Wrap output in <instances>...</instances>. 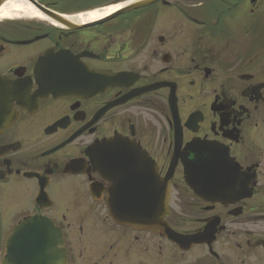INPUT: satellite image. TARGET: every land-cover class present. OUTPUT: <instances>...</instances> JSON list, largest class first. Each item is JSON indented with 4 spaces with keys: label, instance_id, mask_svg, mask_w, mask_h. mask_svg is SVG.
Instances as JSON below:
<instances>
[{
    "label": "flooded vegetation",
    "instance_id": "flooded-vegetation-1",
    "mask_svg": "<svg viewBox=\"0 0 264 264\" xmlns=\"http://www.w3.org/2000/svg\"><path fill=\"white\" fill-rule=\"evenodd\" d=\"M135 1L0 0V264L31 218L59 234L49 264H264V0L119 12ZM190 143L227 152L234 193L250 198L195 197L180 159L166 180ZM101 147L126 190L166 180L165 223L181 242L113 222L118 183L96 172Z\"/></svg>",
    "mask_w": 264,
    "mask_h": 264
},
{
    "label": "water",
    "instance_id": "water-1",
    "mask_svg": "<svg viewBox=\"0 0 264 264\" xmlns=\"http://www.w3.org/2000/svg\"><path fill=\"white\" fill-rule=\"evenodd\" d=\"M153 1L138 0L119 12L135 10ZM51 93H56V90H52ZM103 148L93 152L96 172L104 181L115 180L118 183L113 192L114 197H111L107 207L111 219L118 225L133 230L158 233L175 242L183 240L164 222L168 215L166 180L172 177L178 159L183 165L185 183L195 197L211 203L230 202L231 204L250 198V193L246 195L234 193L239 179L238 167L229 159L227 152L219 148L190 143L185 147L184 152L180 153L177 145L166 180L160 181L159 188H154L150 192L145 190L141 192L136 188L126 190L124 186H121L125 175L127 176V170L124 167L109 168V161ZM190 155H192L191 160L188 159ZM140 173L137 176H140L142 180L152 184L158 183L153 170L145 169ZM210 229L211 231L207 229L202 237H205L208 232L213 235V226ZM59 244V234L48 220L31 218L15 228L11 237L6 240V254L2 264H49L53 259L58 258L56 247Z\"/></svg>",
    "mask_w": 264,
    "mask_h": 264
},
{
    "label": "bare ground",
    "instance_id": "bare-ground-1",
    "mask_svg": "<svg viewBox=\"0 0 264 264\" xmlns=\"http://www.w3.org/2000/svg\"><path fill=\"white\" fill-rule=\"evenodd\" d=\"M12 7H15V8H19L22 4L20 3H16V2H12L11 3ZM118 8V6H114V7H111L109 9H107L106 11H112L114 9ZM106 11H92V12H89L86 17L91 20V19H95L97 17H99L102 13L106 12Z\"/></svg>",
    "mask_w": 264,
    "mask_h": 264
},
{
    "label": "rangeland",
    "instance_id": "rangeland-1",
    "mask_svg": "<svg viewBox=\"0 0 264 264\" xmlns=\"http://www.w3.org/2000/svg\"><path fill=\"white\" fill-rule=\"evenodd\" d=\"M253 201L251 200V203H252ZM176 213H179V212H176Z\"/></svg>",
    "mask_w": 264,
    "mask_h": 264
}]
</instances>
